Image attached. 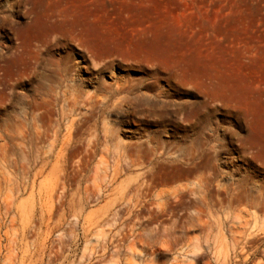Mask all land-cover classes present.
<instances>
[{"label":"rangeland","instance_id":"1","mask_svg":"<svg viewBox=\"0 0 264 264\" xmlns=\"http://www.w3.org/2000/svg\"><path fill=\"white\" fill-rule=\"evenodd\" d=\"M0 74L7 85L0 129L21 107L36 109L44 125L59 122L62 134L73 116L83 143L107 130L110 151L160 166L159 187L201 178L205 201L214 204L212 221L223 215L220 202H230L234 214L253 211L249 202L264 207V0H0ZM64 74L73 81L63 82ZM83 143L70 153V169L115 160L102 140L85 158ZM83 199L92 208L104 203ZM187 205L192 211L201 203ZM175 213L163 217L165 225L178 221ZM103 216L46 212L40 234L33 217L25 228L29 249L19 243L21 221L13 224L16 233L6 220L0 263L15 249L11 262L127 264L128 227L120 215L99 223ZM182 230L139 243L145 255L133 264H187L175 258L177 248L202 244L204 232L195 223ZM260 250L253 261L264 260V244Z\"/></svg>","mask_w":264,"mask_h":264},{"label":"bare ground","instance_id":"2","mask_svg":"<svg viewBox=\"0 0 264 264\" xmlns=\"http://www.w3.org/2000/svg\"><path fill=\"white\" fill-rule=\"evenodd\" d=\"M2 80L4 77L0 74V92L7 88ZM62 81L71 82L73 79L64 74ZM5 95L9 96L10 93ZM29 96L31 98V95ZM39 99L44 98L39 96ZM33 100L35 97L27 98L25 103L30 105ZM40 117L36 109L30 108L28 111L21 107V111L13 118L15 122L0 129V228L6 220L12 223V226L20 220L22 226L18 224L22 228L19 239L21 245L28 246L24 240L25 228L32 222L33 217L36 218V231L40 234L46 212L102 210L104 216L99 223L108 221V215H120L121 222L128 227L125 232L130 238L125 253L127 264H133L132 260L145 255L144 249L137 247L139 243L148 246L161 237H170L178 231L183 233L182 229L194 223L204 232L202 244L181 242L175 258L180 257L185 259L187 264H194L200 261L201 254L206 253L208 258L202 261L203 264H264L262 259L253 261L261 254L260 245L264 244V207L249 202L244 205L253 207V211L241 208L234 214V207L230 202H220L219 207L223 208V215L212 221L214 204L205 201L206 183L201 178L169 187L166 186L167 182H164L161 183L163 186L159 187L154 183V176L160 166L145 163L141 158L124 154L122 151H110L107 142L111 135L107 130L103 132L102 138L94 133L83 143L82 137H77L73 132V116L69 118L63 134L59 122L44 125L40 122ZM26 120H30L31 125ZM100 140L103 141L104 152H112L110 155L115 158L112 163L106 164L100 157V164L91 168V175H85L91 170L89 166L77 165L70 169V162H73L70 153L75 152L83 143L84 157L87 158L94 153L93 146ZM46 176H50L51 180L46 179ZM83 180L84 185L81 183ZM83 196L104 203L92 208L86 205ZM191 202L201 203V206L187 211V203ZM179 211L177 222L173 221L169 226L164 224L166 219L163 217L176 215L175 212ZM184 217L186 222L182 219ZM257 228H260V232ZM2 231L4 233L6 230ZM13 238L15 239V236ZM8 242L10 244L12 241ZM9 249L7 251L12 252L13 249ZM42 249V241L39 238L36 241L38 256ZM9 254L10 256H7L10 258L12 253ZM9 258L0 264H29L21 258L18 262L16 257H13L15 262H11ZM35 264H41L39 259Z\"/></svg>","mask_w":264,"mask_h":264}]
</instances>
